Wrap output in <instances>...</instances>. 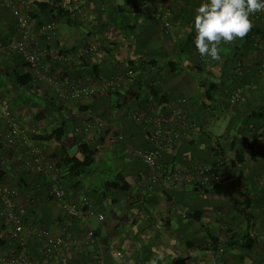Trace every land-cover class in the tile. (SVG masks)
Segmentation results:
<instances>
[{"label":"crops","instance_id":"crops-1","mask_svg":"<svg viewBox=\"0 0 264 264\" xmlns=\"http://www.w3.org/2000/svg\"><path fill=\"white\" fill-rule=\"evenodd\" d=\"M69 1L71 0H64L63 3L68 4ZM98 1L100 0H73V3H81L91 11L97 12V16L94 15V19H97L98 6L101 5L104 8L108 6L102 0L101 2ZM115 1L122 6L140 2L139 0ZM154 1L160 2L158 0ZM200 3L201 0H167L173 22L171 32L164 30L161 20L155 17L154 14H146L136 18V24L131 27L130 33L132 36H125L114 26H107L108 28L106 27L101 32L89 29L88 36L100 37L104 42L105 50L104 55L98 61L91 58L89 60L93 64L99 65V74L110 76V74L112 75L121 70L124 61L129 59L141 60L143 58L142 60L147 61L156 59L157 66L147 63L148 65L145 64L144 68L139 71L141 74L143 71L150 72V74H145L143 78L146 84L143 85L142 89L144 95L150 91V86L153 83L152 78L156 79L159 86L157 89H161V92L165 94L167 102L177 103L179 97L186 98L187 100L183 104L187 114L199 120L207 113L204 118H208L209 125L214 123L217 117L224 116L228 122L224 134H234L241 120V118H239V121L236 120L239 110L228 107V105L224 106V110L220 114L217 111L216 117L211 122L212 118L207 117L211 115L210 112L201 107L202 93L195 75L197 69L194 67L198 61L197 56H199L194 44V16L196 14L195 9ZM7 24L14 25L15 18L0 0L1 34L10 30ZM93 25L94 27L97 26L95 20L92 27ZM131 25H133V22ZM82 27L85 26L82 25L80 28L68 27L62 23L59 40L62 44L68 46L83 42L87 38L85 35L75 36V33L80 32ZM129 39H132V45H130ZM233 44L222 45L224 51L221 60L208 59L204 61L202 64L203 77H208L210 73L213 79H218L221 76L225 57L231 55ZM259 57L256 50L249 51L243 57L242 72L245 69V76L246 72L255 74ZM169 59L182 63V66L177 70L170 69L166 64ZM150 79L149 85L147 80ZM262 80L263 88L259 90L261 100L264 97V79ZM9 88L5 90L6 93L4 94L8 95L10 103H21L13 112L20 116L19 119L25 126L29 127L36 124L43 131L44 128L51 129L54 127L58 118L64 117L67 119L64 112L55 117L51 113L45 114L41 107L35 111L34 102H29L31 105L27 107L24 106L28 103V101L25 102L27 98L25 100L21 99V97H26L25 94L19 91V97L14 88H11V86ZM34 92H38L37 96L42 97L41 93L43 92L41 89L38 91L36 89L32 90V93ZM247 99L246 104H249V108L257 103V100L253 97H247ZM43 103L48 102L43 101ZM83 104L91 106V108L85 109L95 114L110 117L121 125L129 143L150 146L143 127L128 118L120 106H116L114 96L110 98L101 95ZM30 108L33 112L30 111ZM20 111L23 113L20 114ZM40 111L44 115H41ZM252 122L261 124L264 122V118L261 121L260 119H254ZM68 126L69 130L65 138V144L70 153H77V143L74 139L75 135L71 123ZM207 129L209 133L212 132L209 131V127ZM187 142L179 145L176 155L163 154L159 159V167L172 169L177 163L184 162L188 157L200 160L215 159L212 157L211 150L206 148L204 144L195 143L196 145H190ZM59 145V142L51 144L54 149ZM250 148H252L251 153H255L257 160L248 156L249 158H247L244 167L246 172L244 176L240 179L237 178L238 175L234 174L230 168L233 155L227 154L222 159L224 169H226L222 182L215 190L205 191L192 183L175 184L168 183L164 179L148 182L149 168L143 170L138 165L140 159L127 156L121 143L107 136L101 146L98 163L105 168L104 173L109 178H105L97 189L104 190L105 181L114 179L113 169H109L107 166V154L110 152L117 155L114 166L118 171L115 173L117 176L115 177L120 182H122L121 177H124L129 184L128 190L108 194L107 199L103 198L96 201L99 204L98 207L105 213L106 218L102 222L93 219L92 223L101 240L118 253L116 256L108 258V263L148 264L150 259L160 255L163 256V261L158 262V264H168L169 262L165 258L170 257L172 249L187 247L186 241L188 240L185 239L187 235L194 245L199 246L197 250H191L189 264H212L207 248H204L206 247V241L213 239L212 236L216 237L217 241L219 240L225 246V252L218 256V264H264V212L262 210L264 183L260 181V175L264 169V154H259L263 153L262 149L264 148L257 144H252ZM4 152L1 155L3 162L10 161L9 167L20 168L17 163L20 153L15 152L17 157L14 156L15 158H13ZM95 173L88 176V178L86 177V186L92 182L91 180L87 183V179L89 181ZM10 174L14 175L11 172L6 175L10 176ZM90 187H86L85 190H90ZM247 198H249L248 205ZM37 200V204H34L35 213L32 212L33 206L28 209L29 214H32L31 220H39L43 225H50L53 231L68 236L79 235L85 231L86 226L83 222L80 226L68 223L64 217L65 213L56 202H52L48 198L44 200L40 196H37ZM245 210L250 213L249 217L252 222L248 221L249 217L246 216L245 213L247 212ZM184 213L193 217L189 220ZM2 226L0 225V232L2 231L5 234L7 229ZM246 230H251L250 234ZM194 234H198L197 238ZM100 255L102 253L98 247L72 244L65 248L64 256L59 261L50 262L45 259L43 261L45 264H89Z\"/></svg>","mask_w":264,"mask_h":264},{"label":"built area","instance_id":"built-area-1","mask_svg":"<svg viewBox=\"0 0 264 264\" xmlns=\"http://www.w3.org/2000/svg\"><path fill=\"white\" fill-rule=\"evenodd\" d=\"M1 1L15 17L17 31L8 45H0V53L12 50L22 56L32 69L36 87L41 90H44V87L51 91L53 96L63 103V112L69 119L75 136L80 135L84 140L97 142L105 132H108L109 138L123 144V151L127 156L140 159L149 168L148 182L164 179L168 183H192L200 185L206 191L218 187L223 180L224 164L221 158L211 164L188 157L172 169L159 167V159L163 154H174L181 143L187 141L197 143L199 139V123L181 106L180 103L183 104L184 100L180 99L177 103H163L152 94L135 104L122 99L120 107L128 118L143 127L150 146L129 143L123 127L115 120L82 109L79 104L95 99L108 91L120 90L123 84L137 76L138 69L130 66L126 71L108 77H98L91 73L66 75L64 67L67 65L73 67L80 63L83 57L98 61L105 53L103 40L100 37L88 36L82 43L77 44L76 48L70 46L69 49L41 45L39 39L43 36L49 34L60 36L62 23L56 20L36 23L31 17L30 0ZM141 8V16L155 13L147 5ZM94 13L85 5L76 3L72 17L91 26ZM158 17L164 30L171 32L173 22L170 12L158 14ZM252 20L262 26L255 32V39L260 49L261 72L264 74V13L253 14ZM199 56L202 59H209L200 54ZM54 63L60 65L51 73V65ZM251 86L255 89L258 83L253 81ZM242 91V86H237L231 91L229 98L231 104L241 101ZM164 106L169 107V112L164 111ZM22 113L20 111V114ZM0 117V146L20 153L21 161L26 168L46 175L50 181L48 195L51 201L56 202L67 215L84 221L87 227L79 235L68 236L34 222H27L17 209L19 190L2 178L0 179V221L3 225L9 226L6 229L9 236L15 240V246L9 251L0 252V264H44L43 260L36 258L30 249L31 241L35 239L40 241L41 255L47 261H59L64 256L67 246L77 244L100 248L102 255L89 264H109L107 259L118 253L101 240L91 220L92 217H96L99 221H104L105 213L85 193L75 198L69 197L62 178L63 167L58 164L56 158L52 157L54 147L33 138L42 128L36 124L25 126L19 119L20 116L11 110L9 101L3 100L1 96ZM247 136L250 146L257 144L264 148V123L252 126ZM260 181L264 183V169ZM262 210L264 212V203ZM206 248L211 263L218 264V256L225 252V246L219 240L216 242L208 239Z\"/></svg>","mask_w":264,"mask_h":264},{"label":"trees","instance_id":"trees-1","mask_svg":"<svg viewBox=\"0 0 264 264\" xmlns=\"http://www.w3.org/2000/svg\"><path fill=\"white\" fill-rule=\"evenodd\" d=\"M64 0H36V1H30L31 2V17L33 20L36 21V23H42L44 20H56L58 22L64 23L68 27H81L82 25L87 26L90 30L94 31H102L103 29H106L107 26H114L119 31H121L125 36H132L131 27L136 24L137 19L141 16V7H144V5H147L149 8H151L155 13V17H158V14L164 13L166 11H169L167 6V0H158L160 2H156L152 0L153 4H151V0H139V3H134L133 5L129 6H122L121 4L117 3L115 0H102L104 3L108 4L106 8L99 5L98 9V17H97V25L98 28L88 26L84 21H79L78 19H74L72 17L74 6L76 3H73V0L69 1L68 4L63 3ZM97 1V0H94ZM98 2H101L98 1ZM150 3V4H148ZM139 9V10H137ZM11 13V12H10ZM15 18V17H14ZM95 18V17H94ZM136 19V20H135ZM101 22V23H100ZM133 22V25H131ZM253 27L249 31V33L242 39H237L233 42H231L233 45L232 52L229 57H225V61L223 64L221 76L218 79H213L212 74L208 75V77H203V63L207 59H202L200 56H197V60L200 61L194 65V67L197 69L195 72V75L197 76V84L199 89L201 90V97H202V103L201 107L203 109L208 110L211 115H208L207 117H211L214 119L216 117V112L218 111V114L224 110V106L231 108H236L239 110V115H237L236 120L239 121V118L241 120L239 121V125L237 126V130L234 134H221V135H214L213 133L208 132V126H209V120L208 118H204L207 113L204 114V117L202 119L194 118L191 115H189L192 119L196 120L199 123V139L197 143L204 144L206 148L211 150L212 157H214V160H202L204 162H208L211 164H214L217 159L221 158L224 159L225 155L232 154L233 159L230 164L231 170L234 172V174L238 175V179H240L244 174L246 173L244 170L245 164L247 162L248 156H251L250 158L255 157V153L252 152V145H249V142L246 138H248V132L250 131L252 126L259 125L255 124L256 122H252L254 119H260L263 120L264 118V97L260 96V91L263 88L262 82L264 79V74L261 72V56H260V49L256 45V39H255V32L259 30L261 24H259L257 21L252 20ZM7 26L10 28V30L6 33L1 34L0 33V45L5 44L8 45L12 39L16 35V19L15 24L10 25L7 24ZM62 27V25H61ZM108 28V27H107ZM60 29V34H61ZM60 37L49 34L47 36H43L39 39V42L41 45H48L49 46H56L63 49H69L76 48L77 44L75 45H65L62 44L59 40ZM130 45H132V39H129ZM82 43V42H81ZM230 43V44H231ZM80 44V43H79ZM226 45V44H225ZM51 48V47H50ZM256 50L257 53H259V62L256 64V72L255 74L246 72V76L244 75V70L242 72V67L244 66L243 57L248 53L249 51ZM201 59H200V58ZM134 60L129 59L128 61H124V66L121 70L114 74H110V76H113L115 74H118L120 72L126 71L130 66L134 67L135 69H138L137 76H134L131 78L126 84L122 85V88L118 91L112 92L108 91L106 93H103V95H106L110 98L113 96H116V106L122 105V99L124 101H130L132 104L138 103L141 100L145 99V97L149 96L150 94L154 95L156 98L163 101V103H167V99H165V94L161 92V89H157L159 87L157 84V80L153 79V83L150 86V91L146 95L143 94L142 89L143 85H146L143 78L145 74H150V72L147 73V71H143L142 74L139 72L141 68H144V65H148L147 63H152L155 66L158 63L156 59L152 60ZM210 59V58H209ZM168 66L172 70H177L179 67L182 66V63H177L173 59H169L167 61ZM60 65V63H54L51 65L50 72L53 73L54 70H56L57 66ZM98 64H93L91 60H89V57H83V59L80 61V63L75 64L73 67L71 66H65L64 71L66 75H75V73L82 74V73H91L98 77H108L109 75H102L99 74L98 70ZM87 71V72H86ZM150 77V76H149ZM156 80V82H155ZM148 84L150 85V80H147ZM255 81L258 83V87L253 89L251 84ZM14 88L15 93H18V96L20 97L19 91H21L23 94H25L26 97H21V99L28 101V103L24 104V106L31 105V102H34L33 106L36 107L37 105L41 108H43L44 113H51L54 114L55 117L58 116V114H62L64 105L62 102H60L58 99H56L51 91L46 90L44 87L42 90L43 93H41L42 97L37 96L38 92L32 93V90H35L36 82L34 80V75L32 72V69L30 65L22 58V56L12 50H6L4 53H0V96L3 100H8V95L4 94L6 93V89ZM237 86H242V99L241 101L237 102L236 104L230 103V95L231 91L235 89ZM38 89V88H37ZM40 90V89H38ZM30 92V93H28ZM2 93V94H1ZM260 96V97H259ZM247 97H253L257 100V103L254 104L252 108H249V104L247 103ZM98 98V97H97ZM182 99L184 102L187 100L184 97H179L177 99V102ZM19 101V100H17ZM16 101V102H17ZM43 101L48 103H43ZM259 101V102H258ZM20 102V101H19ZM30 102V103H29ZM183 102V103H184ZM78 104V103H77ZM182 107H184V104L180 103ZM10 108L12 111H15L17 106L20 104H12L9 102ZM80 108H91L90 105L86 104H79ZM169 107L164 106V111L169 112ZM41 115L44 113L42 111ZM61 116V115H60ZM235 120V121H236ZM57 124L49 128H44L43 131L37 133L34 135V139L41 141V142H47L50 145L53 143H60L59 146H56L54 149V153L52 154L53 158H56L58 161V164L63 167V174L62 178L64 180L65 186L68 191V195L71 198H75L79 196L82 192L87 194L90 199H92L97 205H99L96 201H100L103 198L107 199V195L109 192L116 194L119 192H124V190L129 189V184L125 181L124 177H121L122 182L118 181V179L115 177L112 181H105V188L104 190H99L97 188L93 189L91 192L90 190L86 191V177L90 176L92 173H95L99 171V154L101 150V146L104 144L106 137L108 136V132H105L101 137L100 140L97 142H91L84 140L82 136L76 135L75 136V142L77 143V153H70L67 150V145L65 144V138L67 135V132L69 130L70 122L69 119L58 118ZM264 123V122H263ZM261 123V124H263ZM126 134V133H125ZM245 138V140H244ZM127 139V137H126ZM190 145H196L195 141H189L187 142ZM248 143V144H247ZM247 144V146H245ZM123 146V144H121ZM249 150V151H248ZM3 151L6 152L10 157L15 158L16 156L13 149H6L4 146H0V179L7 180L12 186H15L19 190V198L17 199V209L18 211L23 215L24 219L27 222H35L38 225L45 226L47 228H50V225H43L39 220H31L32 214L30 215L28 212V209L33 206V213H35V206L37 204V196H40L44 200H47V198L50 200V196L48 195V188L50 185L49 178L41 173L35 172V170H30L25 167L23 162L21 161V158H18L19 161L17 163L19 164L20 168L14 169V167H9L10 161L3 162L1 159V155L3 154ZM4 152V153H5ZM177 152L174 153L176 155ZM264 154V152L259 153ZM17 157V156H16ZM218 157V158H217ZM200 160V159H199ZM257 160V159H256ZM16 163V162H14ZM19 169V170H18ZM226 169L223 168L222 175H225ZM9 172L14 173V175L7 176ZM119 176V175H118ZM123 178V179H122ZM197 187L203 188L200 185H197ZM206 191V190H205ZM93 192V193H92ZM46 198V199H45ZM247 198V205H248ZM246 205V206H247ZM100 209V208H99ZM101 210V209H100ZM246 211V210H245ZM246 216L249 217L250 213L246 211ZM64 217L68 223L80 226L81 223L84 221H81V219L73 216H69L66 213L64 214ZM185 217L192 218L193 216L190 214H187ZM190 220V219H189ZM248 221H251V218L249 217ZM102 222V221H101ZM86 226V223H84ZM83 224V225H84ZM0 225H3L0 221ZM2 227H5L8 229V225L4 224ZM87 228V227H86ZM85 228V230H86ZM52 229V228H51ZM248 234H250L251 230H246ZM4 232H0V252L9 251L14 248L15 246V240H13L9 234L8 231H6L5 234H2ZM66 233V232H65ZM6 236V237H5ZM76 236V235H75ZM197 238V236H195ZM213 240L217 242L216 237L212 236ZM185 239H187V248L191 250H197L199 246L194 245L193 241L188 239V236H185ZM196 242V241H195ZM40 241L38 239L32 240L30 244V249L34 256L36 258H39L41 261L44 260V256L41 255V250L39 249ZM207 244V241L205 245ZM206 249V247H204ZM202 249V247H200ZM176 249H174V252ZM181 251V250H179ZM180 255H188L182 254L181 252H175L170 255V258L168 260V264H171L172 260ZM45 261V260H44ZM43 261V263H44ZM45 264V263H44Z\"/></svg>","mask_w":264,"mask_h":264},{"label":"clouds","instance_id":"clouds-1","mask_svg":"<svg viewBox=\"0 0 264 264\" xmlns=\"http://www.w3.org/2000/svg\"><path fill=\"white\" fill-rule=\"evenodd\" d=\"M195 12V48L202 57L219 61L222 45L244 38L253 27V14L264 13V0H201ZM162 261L157 255L148 264Z\"/></svg>","mask_w":264,"mask_h":264},{"label":"rangeland","instance_id":"rangeland-1","mask_svg":"<svg viewBox=\"0 0 264 264\" xmlns=\"http://www.w3.org/2000/svg\"><path fill=\"white\" fill-rule=\"evenodd\" d=\"M117 1H121V0H117ZM95 14V16H97V12H95L94 13ZM95 20V23H97V19H94ZM85 26V25H84ZM96 28H98V25L96 26ZM92 29V28H91ZM88 30H89V28L87 27V26H85V27H82L81 28V30H80V32H78V33H75V36H77V35H79V36H83V35H85V37H88ZM73 33V32H72ZM74 34V33H73ZM114 98H115V100L117 99L116 98V96H114ZM37 108H39V106H36L35 107V111H36V109ZM26 109V108H25ZM30 111H32L31 110V108H30ZM33 112V111H32ZM35 113V112H34ZM214 119H212L211 120V122L213 121ZM216 121H214V123H210V125L208 126L209 127V131L211 132V133H213L214 135H221V134H223L224 135V133H225V129H226V124L228 123L227 121H226V119H225V117L224 116H220V117H217V119H215ZM52 124V123H51ZM50 124V125H51ZM263 150V152H264V149H262ZM107 156H108V159H107V161L109 162H107V166L109 167V169H113L112 171H113V178H115V176H116V172L118 171L117 169H115V158L117 157V155H115L113 152H110L109 154H107ZM120 157V156H119ZM138 165L144 170L145 168H147V166L141 161V160H138ZM104 167H102V166H100L99 167V171H97V173H95L94 174V176L88 181V179H87V183H89V182H91V180H92V182L90 183V184H88L86 187H90L91 189H90V192L93 190V189H95V188H97L100 184H101V182L105 179V178H109V177H106V174L104 173ZM93 174V173H92ZM91 174V175H92ZM134 178V177H133ZM93 193V192H92ZM109 194H112V193H109ZM96 220V221H99L98 220V218H96V217H92L91 218V220ZM93 220V221H94ZM95 227V226H94ZM96 229V228H95ZM194 236H198V234H194ZM179 250H181V251H179ZM189 250L190 249H188L187 247H183V248H176V251L175 252H181L182 254H186V253H188L189 255H191V251H190V253H189ZM172 252H171V254H173V253H175L174 252V249H172L171 250ZM193 256V255H192ZM169 258L170 257H166L165 258V260L168 262V260H169Z\"/></svg>","mask_w":264,"mask_h":264},{"label":"water","instance_id":"water-1","mask_svg":"<svg viewBox=\"0 0 264 264\" xmlns=\"http://www.w3.org/2000/svg\"><path fill=\"white\" fill-rule=\"evenodd\" d=\"M191 258V255H180L175 257L171 264H189V260Z\"/></svg>","mask_w":264,"mask_h":264}]
</instances>
